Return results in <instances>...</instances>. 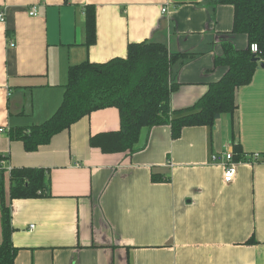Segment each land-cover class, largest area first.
I'll list each match as a JSON object with an SVG mask.
<instances>
[{"label": "crops", "instance_id": "0c3cea01", "mask_svg": "<svg viewBox=\"0 0 264 264\" xmlns=\"http://www.w3.org/2000/svg\"><path fill=\"white\" fill-rule=\"evenodd\" d=\"M215 4L0 0V155L8 170H48L51 195L8 202L14 264H264V68L238 89L233 122L222 115L212 128H184L176 140L169 126L153 127L133 152L105 154L89 144L119 131L115 108L92 112L31 153L7 135L55 113L70 66L124 58L128 44L143 41L188 55L172 66L178 87L170 108L191 107L225 73L214 68L222 45L247 46L231 33L232 7ZM88 6L96 38L89 47ZM236 144L260 158L236 163L225 183L220 160ZM8 188L6 173V196Z\"/></svg>", "mask_w": 264, "mask_h": 264}, {"label": "trees", "instance_id": "16d2710c", "mask_svg": "<svg viewBox=\"0 0 264 264\" xmlns=\"http://www.w3.org/2000/svg\"><path fill=\"white\" fill-rule=\"evenodd\" d=\"M215 3L232 7L231 33L244 36L247 46L237 50L231 43L222 45L221 55L214 59V68L225 73L216 82L209 83L207 92L191 107L177 111L170 108V96L178 87L171 80L172 66L188 55L169 53L167 46L161 43H130L124 58H113L105 63L84 61L70 66L63 99L55 113L40 124L10 129L9 139L21 142L26 152H35L80 119L106 108L117 109L119 131L99 134L89 141L90 146L105 154L135 151L141 133L153 127L169 126L171 138L176 140L184 128H212L222 115H228L233 122L238 89L248 85L259 63H264V0H215ZM84 31V44L89 47L96 39L92 6L85 8ZM252 45L257 47L256 53L251 52ZM4 159L6 157L0 155V264H14L17 250L11 241L13 228L8 202L50 197V179L45 169L8 170L2 164ZM232 160L235 163L248 160L239 144L233 146ZM153 180L163 181L155 177Z\"/></svg>", "mask_w": 264, "mask_h": 264}, {"label": "built area", "instance_id": "2783aa9c", "mask_svg": "<svg viewBox=\"0 0 264 264\" xmlns=\"http://www.w3.org/2000/svg\"><path fill=\"white\" fill-rule=\"evenodd\" d=\"M166 11V9H161V12L164 13ZM29 15L30 16H36V10L35 8L31 9L29 11ZM5 21V15L2 11H0V23H3ZM10 46H13V44L11 43ZM251 52L252 53H256L257 52V47L255 45H252L250 47ZM4 132V130L2 128H0V133ZM222 159L220 160L221 162V166L223 167V182L225 183H230L233 178L235 177L236 174V163L233 162L232 160V153H224L222 154ZM248 160L246 161L247 163L250 164H254L257 163L260 156L258 154L255 155H251L250 157H246ZM215 160V158H213ZM2 164H5L4 162H2ZM34 228V226H30L29 230H32Z\"/></svg>", "mask_w": 264, "mask_h": 264}, {"label": "water", "instance_id": "95a60500", "mask_svg": "<svg viewBox=\"0 0 264 264\" xmlns=\"http://www.w3.org/2000/svg\"><path fill=\"white\" fill-rule=\"evenodd\" d=\"M253 62H256V59H252ZM259 67L264 68V63H259Z\"/></svg>", "mask_w": 264, "mask_h": 264}]
</instances>
